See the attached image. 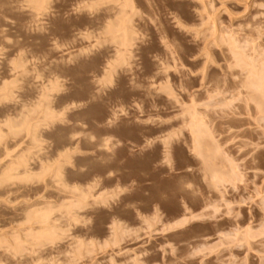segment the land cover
I'll list each match as a JSON object with an SVG mask.
<instances>
[{
    "label": "rangeland",
    "instance_id": "rangeland-1",
    "mask_svg": "<svg viewBox=\"0 0 264 264\" xmlns=\"http://www.w3.org/2000/svg\"><path fill=\"white\" fill-rule=\"evenodd\" d=\"M224 32L260 66L264 0H0V264H264Z\"/></svg>",
    "mask_w": 264,
    "mask_h": 264
},
{
    "label": "bare ground",
    "instance_id": "bare-ground-1",
    "mask_svg": "<svg viewBox=\"0 0 264 264\" xmlns=\"http://www.w3.org/2000/svg\"><path fill=\"white\" fill-rule=\"evenodd\" d=\"M195 1H198V0H195ZM201 3H202V5H205L204 2H201ZM211 6L212 5H210V8H211ZM213 19H214V17H213ZM216 27L217 26H215V20H214L213 21V29L216 30ZM232 33L231 32L230 33L224 32L223 37L221 36V40L220 39L219 40L223 43H226L229 46L230 53L232 54L233 58L235 59V63L233 64V66L231 68H233V67L234 68H240L242 70V72H245L247 74L246 81L241 83L242 84L241 87L248 90V93H247V96H249L248 98L253 97L255 99V96H256L258 99H260V104L257 105V113L264 116V62H263L264 60L262 59V61H260L261 63H263L262 66H261V63H260V66H257L256 60L258 58H256V59L250 58V56H248L249 55L248 51L245 52L246 50L245 49H244L245 51L243 50V48H245L242 45L243 42L241 43L240 39L238 40V38L236 37V34L235 33L232 34ZM217 38H219V37H217ZM244 42L247 43L248 41H244ZM253 48L251 50H253ZM205 51H207V50H205ZM253 51H254V53L256 52V50H253ZM244 52L248 53V55H245ZM236 91H237V87H236ZM232 94H233V92H232ZM241 95L244 97V93L239 91V93L235 95L236 96L235 99H237ZM245 97H246V94H245ZM232 99L234 100L233 96L231 97V99L228 98V100H230V101H232ZM240 99H242V98H240ZM194 118H195V115H194ZM263 120H264V118H263ZM229 178L231 180L238 178V174L235 172V168L231 170V173L229 174Z\"/></svg>",
    "mask_w": 264,
    "mask_h": 264
}]
</instances>
